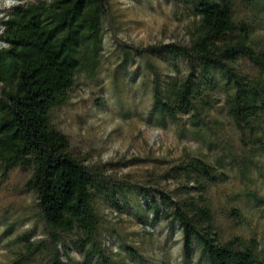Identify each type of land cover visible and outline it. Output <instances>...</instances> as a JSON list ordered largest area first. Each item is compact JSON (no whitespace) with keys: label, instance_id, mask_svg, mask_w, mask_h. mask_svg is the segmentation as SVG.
<instances>
[{"label":"trees","instance_id":"16d2710c","mask_svg":"<svg viewBox=\"0 0 264 264\" xmlns=\"http://www.w3.org/2000/svg\"><path fill=\"white\" fill-rule=\"evenodd\" d=\"M179 1L197 19L191 42L136 50L165 57L177 71L178 61L188 68L164 86L157 76L153 79L151 113L170 120L191 114L198 125L200 111L210 108L220 91L242 146L264 151V46L253 39L264 0H249L254 13L239 19L229 0ZM108 12L109 0H50L16 5L1 19L0 181L13 168L30 171L24 189L34 194L46 230L40 240L31 241L30 232L18 236L23 251L12 264H30L38 257L42 264H66L64 235L75 236L80 252L98 255L97 264H112L98 241L101 219L95 204L101 198L121 212L125 204L117 193L125 189L143 198L152 225L178 228L185 260L197 250L205 264H264L251 242L218 238L206 199L208 189L224 177L218 168L198 158L171 166L160 181L180 183L182 196L165 192L155 181L149 188L133 185L107 175L104 166H86L52 124L51 111L67 99L76 73H93L97 66L101 19ZM243 61L256 76L243 71ZM126 251L137 255L132 248Z\"/></svg>","mask_w":264,"mask_h":264},{"label":"rangeland","instance_id":"374dc122","mask_svg":"<svg viewBox=\"0 0 264 264\" xmlns=\"http://www.w3.org/2000/svg\"><path fill=\"white\" fill-rule=\"evenodd\" d=\"M38 1L50 0H0V22L12 7ZM229 1L236 19L254 13L249 0ZM196 20L191 7L179 0H109V12L101 19L98 64L93 73H76L67 99L51 111V122L86 166H104L107 175L122 182L149 188L155 181L165 192L180 195V183L160 181L171 166L198 158L218 168L224 177L208 189L206 199L220 242L240 238L264 258V151L242 146L223 93L216 92L212 106L200 111L198 125L191 114L170 120L151 113L153 79L157 76L164 86L168 78L186 75L188 68L178 61L177 71L165 57L137 55L136 50L187 45ZM253 39L264 46V10L258 12ZM240 66L256 76L246 61ZM29 177L28 169L17 167L0 181V264H12L23 251L18 236L30 232L31 241L46 236L35 196L24 189ZM117 196L124 200L121 212L101 198L95 204L101 219L98 241L112 264H205L197 250L185 260L176 226L152 225L137 191L125 189ZM63 242L66 264H97L98 255L76 248L74 235H64ZM30 264H42L41 258Z\"/></svg>","mask_w":264,"mask_h":264}]
</instances>
